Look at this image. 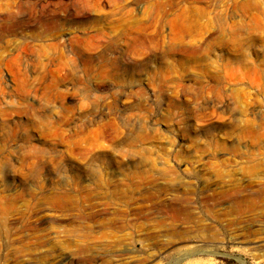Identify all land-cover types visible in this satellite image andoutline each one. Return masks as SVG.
Wrapping results in <instances>:
<instances>
[{
    "label": "rangeland",
    "instance_id": "rangeland-1",
    "mask_svg": "<svg viewBox=\"0 0 264 264\" xmlns=\"http://www.w3.org/2000/svg\"><path fill=\"white\" fill-rule=\"evenodd\" d=\"M258 190L264 0H0V264H264Z\"/></svg>",
    "mask_w": 264,
    "mask_h": 264
},
{
    "label": "bare ground",
    "instance_id": "bare-ground-1",
    "mask_svg": "<svg viewBox=\"0 0 264 264\" xmlns=\"http://www.w3.org/2000/svg\"><path fill=\"white\" fill-rule=\"evenodd\" d=\"M258 191H260V190H258ZM245 192V191H244ZM257 192V191H256ZM264 192V191H263ZM263 192H259L258 194H257V197L259 196V194H262ZM232 195V194H231ZM253 195V194H252ZM263 195V194H262ZM261 195V196H262ZM227 196V195H226ZM241 196L242 197H240L241 198V200H240V202L238 201V202H236V203H238V210L237 211H239L238 213L239 214H245V213H249L250 212V215H254L255 213H254V209H252V207H250L249 205L248 206H245L244 204H243V202L245 201V200H247L248 199V196H249V193H247V194H245V193H241ZM256 196V195H255ZM260 196V197H261ZM227 198V197H226ZM225 198V199H226ZM262 199V198H261ZM223 200V199H222ZM236 201H237V199H236ZM259 201V200H258ZM261 202V201H260ZM264 204V203H263ZM256 209V208H255ZM177 210V209H176ZM181 210V209H180ZM183 210V209H182ZM181 210V211H182ZM178 211V210H177ZM180 211V212H181ZM240 211H241V213H240ZM176 212V211H175ZM183 212V211H182ZM186 212V211H185ZM253 212V213H252ZM178 214H179V212H177ZM183 214V213H182ZM187 214V213H186ZM177 215V214H176ZM188 215V214H187ZM180 217H181V215H179ZM189 216V215H188ZM187 216V218H189ZM240 216V215H239ZM172 217H174V216H172ZM183 217V216H182ZM191 217V216H190ZM176 218V217H175ZM178 218V217H177ZM240 218H242L241 216H240ZM174 220H176V219H174ZM188 221H190L189 219H187ZM230 221V220H229ZM234 221V220H233ZM236 221V220H235ZM241 221V219L239 220V222ZM226 222V221H225ZM232 222V221H231ZM185 223H187V221L185 222ZM233 223V222H232ZM236 223V222H235ZM119 224H120V222H119ZM237 224V223H236ZM123 225V224H122ZM126 225V224H125ZM177 225V224H176ZM180 225V224H179ZM226 225H228V223L226 224ZM225 225V226H226ZM229 225H231L230 224V222H229ZM235 225V224H234ZM126 227V226H125ZM176 227V226H175ZM213 227V226H212ZM229 227H231V226H229ZM174 229H176L175 230V232H172L173 234V237L172 238H174V241H172V242H168V244H167V246H165L164 247V251L163 252H167V251H169L170 249H172V250H177L178 248H180L178 245L180 244V243H182V241H185V240H187V237H188V234L187 233H189L188 231H187V233H184L183 231H179L178 229H181L180 227L177 229V228H174ZM244 229H246V228H244ZM192 231V230H191ZM248 231V230H247ZM246 231V232H247ZM193 232V231H192ZM195 232V231H194ZM233 232V231H232ZM244 232H245V230H244ZM246 232H245V234H246ZM250 232V231H249ZM249 232H247V233H249ZM231 233V232H230ZM190 234V233H189ZM197 235V234H196ZM199 235V234H198ZM204 235V234H203ZM249 235V234H248ZM247 236V235H246ZM196 238H198L197 236H195ZM217 237V236H216ZM216 237L215 236H213V235H208L207 236V239H209V240H214V239H216ZM123 240V239H122ZM192 242V241H191ZM215 242H216V240L213 242L212 241V243L213 244H215ZM245 242V240H243V238L241 237V236H239V235H235L234 236V238H233V243H235V244H245V247L244 248H247V249H257V248H260V247H262V246H264V240L263 241H261V242H249V243H244ZM205 243H208V242H206L205 241V239L203 240V239H198L197 241H195V244H193V246L195 247V248H193L194 250H198V247L199 246H204V244ZM164 244V243H163ZM162 244V245H163ZM161 245V246H162ZM190 245H192V244H190ZM223 246V245H222ZM186 247V246H185ZM184 247V248H185ZM188 247V246H187ZM191 247V246H190ZM215 247H217V244H215ZM88 249V248H87ZM93 249V248H92ZM91 249V250H92ZM163 249V248H162ZM187 249V248H186ZM202 250V249H201ZM87 251V250H86ZM199 252H200V249L198 250ZM94 252V251H93ZM163 254V253H162ZM148 259V258H147ZM154 260V258L152 259V260H148V262H146L147 264H149V263H151L152 261ZM66 262V261H65Z\"/></svg>",
    "mask_w": 264,
    "mask_h": 264
}]
</instances>
